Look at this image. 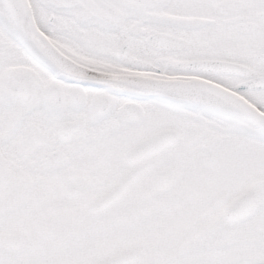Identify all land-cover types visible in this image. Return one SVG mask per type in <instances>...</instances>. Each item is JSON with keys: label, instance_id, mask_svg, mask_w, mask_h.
<instances>
[{"label": "snow or ice", "instance_id": "1", "mask_svg": "<svg viewBox=\"0 0 264 264\" xmlns=\"http://www.w3.org/2000/svg\"><path fill=\"white\" fill-rule=\"evenodd\" d=\"M0 264H264V0H0Z\"/></svg>", "mask_w": 264, "mask_h": 264}]
</instances>
